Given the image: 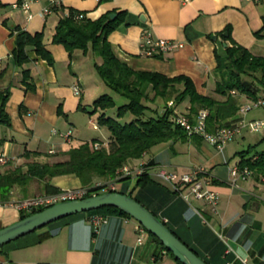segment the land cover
<instances>
[{"label":"crops","instance_id":"1","mask_svg":"<svg viewBox=\"0 0 264 264\" xmlns=\"http://www.w3.org/2000/svg\"><path fill=\"white\" fill-rule=\"evenodd\" d=\"M0 1L5 4L0 8V91L9 89L5 113L10 122L0 124V152L8 156L7 163L0 165L1 173L31 161L64 160L66 150L79 142H108L107 133L97 134L102 126L95 122V115L93 119L80 109L93 100L91 91L101 88L98 79L87 78L88 70H95L89 60L92 52L75 48L69 53L62 43L51 42L53 27L68 9L90 19L127 12L129 24L118 25L108 35L112 53L134 70L159 71L168 77L187 75L202 94H213L215 55H223L226 45H241L264 56V0H53L55 5L45 17L38 14L50 1L32 0L30 18L11 6L17 0ZM20 30L43 33L51 63L27 47L29 60L15 65L11 56ZM143 30L153 38L182 41L183 46L156 57L145 56L139 52ZM260 31L262 35L257 36ZM21 69L29 71L32 90L25 89ZM182 103L186 109L188 102ZM65 131H70L69 141L60 137ZM230 159L224 148L217 150L203 139L161 141L129 164H146L152 179L133 194L210 264H264V183L250 176L238 177L230 185ZM196 166L205 168L212 178L210 186L218 197L215 213L204 201L189 194L184 199L153 176L162 167L180 173ZM131 179L135 182L131 176L121 186L126 192L132 188ZM49 183L60 189L81 187L73 174L53 176ZM42 191L41 180L36 179L13 187L10 201L0 203V228L19 219L16 201ZM85 217L74 215L7 243L0 251V264H176L149 235L137 242L138 223L132 217L110 215L96 228ZM46 231L51 235L41 238Z\"/></svg>","mask_w":264,"mask_h":264},{"label":"trees","instance_id":"2","mask_svg":"<svg viewBox=\"0 0 264 264\" xmlns=\"http://www.w3.org/2000/svg\"><path fill=\"white\" fill-rule=\"evenodd\" d=\"M4 6L5 4L0 1V8ZM76 13L77 11L74 8L68 9L67 15L60 17L55 27H53L51 42L62 43L69 53L75 48L84 52L90 49L93 55L100 58L99 62L94 63L93 68H95L101 81L115 94L123 97L125 102L115 107V117L106 113V109L115 106V101L110 94L105 92L93 98L88 107L81 105V110L87 112L90 116L92 114L95 115V122L99 126L107 128L109 132L108 142L99 144L97 147L93 145V142H96L94 139L79 142L78 145L66 150L65 154L67 156L64 160L53 162L31 161L25 163L24 166L17 165L7 172H0L1 204L10 201V193L13 187H24L30 179L41 180L42 194L58 192L61 189L51 185L49 183L50 178L68 174L75 175L79 179L81 186L87 189V193L83 198L95 192L101 193L100 187L93 186L94 176L113 180L121 166L123 167L130 164L131 161L139 159L148 148L150 149L151 146L161 141L164 142L175 138L201 139L196 135H187L181 127L176 125L172 119L174 114L182 113L193 118L201 108L206 109V129L209 132H213L220 127L233 124L240 118L238 111L243 103H238L239 96L244 95L246 99L250 100H255L259 97L264 101V56L252 54L249 49L241 45L231 43L223 48V55H215L216 66L213 71L216 80L213 94H202L196 91L193 81L187 75L168 77L159 73V71L134 70L112 53L110 43L107 40L108 35L118 25L129 24L127 12L115 11L113 12L115 13L113 18L109 17L111 12L102 13L96 19H90L89 17L77 18ZM255 34L257 36L262 35L261 31ZM42 41V32H33L31 34L20 30L15 37V47L11 56L15 65L21 66L29 60L26 56L27 47H31L37 56L51 63L52 58L49 56V51L45 49ZM21 71L25 89L32 90L34 84L29 71L26 69H21ZM8 96L9 89L0 91V124L5 126L10 124L9 117L5 113V104ZM159 97L164 100L160 113L155 107L150 106ZM182 102H188L187 108L184 112L175 113L174 105ZM146 110H149L152 114L145 116ZM125 113H130L132 117L123 122L118 120ZM25 153L26 155L38 154L33 151H25ZM237 154L239 159L236 164L238 167L240 169L246 167L252 172L251 176L256 182L261 181L264 178V151L250 154L249 150L246 149ZM148 174L147 169L140 174H135V182L129 192L123 190L122 187L119 190L115 188L114 191L123 192L139 202L137 195L133 194V191L152 181ZM130 177L122 176L115 179V181H123V184H126ZM41 209H44V207L30 211L20 210L19 219ZM80 214L85 215L88 220H90L89 218L92 215L109 217L114 214H124L126 217H130L124 210L109 205L63 217L43 227L55 224V222L64 223L66 219ZM162 222L167 229L176 235L166 222ZM49 235H51V232L46 231L42 233L41 238ZM148 235L159 244L160 248L176 264H182L181 261L179 262L172 256V253L155 236L150 233ZM5 245L7 243L1 244L0 251ZM203 260L210 264L207 260Z\"/></svg>","mask_w":264,"mask_h":264},{"label":"built area","instance_id":"3","mask_svg":"<svg viewBox=\"0 0 264 264\" xmlns=\"http://www.w3.org/2000/svg\"><path fill=\"white\" fill-rule=\"evenodd\" d=\"M31 1L32 0H17L12 2L13 8H20L23 12L26 13L28 18L31 17ZM49 5L47 4L39 11L40 17H45L46 14L52 11V6L55 5V1L49 0ZM98 1V0H97ZM183 1V0H182ZM189 1V0H184ZM258 1V0H254ZM77 18H84L85 15L83 13H76ZM183 46L182 41L174 40V39H164V38H153L150 33L143 30L141 33L139 47L141 54L148 56V57H156L162 55L164 53L171 52V50L179 49ZM1 60V59H0ZM1 62V61H0ZM74 93H79L78 85L73 86ZM233 93V91H232ZM252 103H243L242 106L239 108L238 116L240 117L236 122L229 126L220 127L213 132H209L206 129V116L207 110L200 109L193 118L186 114H174L173 121L176 125L181 127L185 133L188 135H196L203 139V141L207 142L209 145H212L217 150H222L225 145L236 135L240 134L244 130H248L252 133H257L264 128V118H254V119H245L243 114L249 111L252 108H256L258 106L264 105V101L262 98H256L255 100H251ZM96 127V125H93ZM70 131H65L60 133V137L63 138L65 141L70 140ZM94 147H97L99 143L93 142ZM50 152V151H49ZM8 161V156L2 152H0V165L6 164ZM146 164L140 163L138 166L135 165L133 168H129L128 165H124L123 167L118 170L116 177L113 180L101 182V183H94V187H100V191L106 192V190H113L116 188V181L115 179L119 177L125 176H135V174H140L144 170H146ZM205 168L202 166L192 167L189 170L182 171L180 173L174 171H168L166 169L159 168L153 174L154 177L159 179L160 181H164V183L169 184L170 188L174 191L178 192L180 196L184 199H187V195H191L196 199L202 200L206 203L209 211L211 213H215L217 210V194L211 189L212 178L208 176L205 172ZM230 172V185H235L237 178H241L245 180L251 176L252 172L248 170L246 167L240 169L237 164L232 165L229 168ZM264 183V178L261 179ZM101 192V193H102ZM87 193V189L81 187L78 188H68L61 189L58 192L52 194H38L33 195L22 200L16 201L14 203V207L19 210L30 211L35 208L39 207H47L60 201L66 200H73V199H80ZM96 193V192H95ZM93 193V194H95ZM92 194V195H93ZM97 194V193H96ZM197 211V210H196ZM197 214L201 217L203 222L207 223L206 218L204 215L200 214L197 211ZM90 222L96 227L100 223L106 221L105 216L101 215H92L89 218ZM148 235V231L141 225H137V242L142 243L145 237ZM165 253V252H164ZM245 262V260H242ZM225 264H232V262L227 261Z\"/></svg>","mask_w":264,"mask_h":264},{"label":"water","instance_id":"4","mask_svg":"<svg viewBox=\"0 0 264 264\" xmlns=\"http://www.w3.org/2000/svg\"><path fill=\"white\" fill-rule=\"evenodd\" d=\"M115 13H110L113 18ZM141 19L143 17H140ZM223 35H226L224 33ZM225 44H223V47ZM114 206L124 210L139 225L143 226L148 233L155 236L166 249L172 253L182 264H207L194 250L190 249L155 216L149 209L137 202L133 197L118 191H106L73 200L60 201L52 205L27 214L24 218L0 228V246L11 242L24 234L39 229L57 219L76 213L98 209L103 206Z\"/></svg>","mask_w":264,"mask_h":264},{"label":"rangeland","instance_id":"5","mask_svg":"<svg viewBox=\"0 0 264 264\" xmlns=\"http://www.w3.org/2000/svg\"><path fill=\"white\" fill-rule=\"evenodd\" d=\"M89 60L91 62V66H92L96 61H100V58L95 56V55H93V56L90 55ZM88 72H89V75L87 77L88 81L90 79H92V77H94V79H98L97 81H99L101 83V88H98V89L94 88L93 92L91 91V95L94 96L93 98H95L98 96V94H102L104 92L107 94H110L115 101V106L111 107L110 109H106V113L112 117H115V109H116L115 107H117V105H119V104L124 103L125 99L123 97H121L119 94H115L107 86H105V84H103V82L101 81L96 70H92V68H90L88 70ZM211 83L213 84V82H211ZM238 103L242 104V103H252V102L250 99H246L244 97V95H242V96L238 97ZM163 104H164V100L161 97H159V98H156V101L151 103L150 106L155 107L158 110V112L160 113V111L162 110ZM182 104L183 103H180L178 105H174L175 113L185 111ZM150 114H152V113L149 110H146L145 116L150 115ZM243 116L247 120L254 119V118L255 119L256 118H264L263 105L250 109L245 114H243ZM94 117L92 116L93 119H94ZM131 117H132V115L130 113H125V115L123 117H119L118 120L123 122V121L129 120ZM91 131L95 132L93 129ZM103 132L107 133V135L109 134L107 129L103 126L99 130H97L98 135L103 134ZM224 149L228 153V156L231 158L230 159V165H234L235 161H237L239 159L237 153L240 151H244V150L248 149L250 154L258 152V151H264V128H263V130H261L257 133H252V132H249L248 130L243 129V132L236 135L234 138H232L225 145ZM138 164H135V165L138 166ZM127 165L129 168H133V166H134V165L131 166L129 164H127ZM105 181H108V179L98 178L95 176L93 179V183H96V184L101 183V182H105ZM130 181H131L130 185L133 188L134 180L131 179ZM122 184H123V181L116 182L117 190L121 189Z\"/></svg>","mask_w":264,"mask_h":264}]
</instances>
